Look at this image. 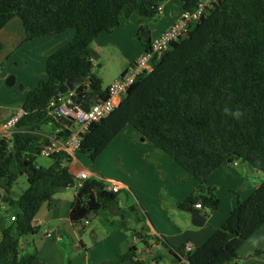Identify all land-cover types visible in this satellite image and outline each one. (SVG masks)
<instances>
[{
  "label": "trees",
  "instance_id": "16d2710c",
  "mask_svg": "<svg viewBox=\"0 0 264 264\" xmlns=\"http://www.w3.org/2000/svg\"><path fill=\"white\" fill-rule=\"evenodd\" d=\"M164 1L0 0V29L17 17L25 41L75 31L70 41L45 56L46 77L24 92L20 103L24 113L8 137L0 136V193L19 210L10 225L0 222V264H45L35 252L20 254V239L36 233L33 219L55 190L73 184L58 156L49 166L36 163L52 135L44 134L43 128L63 129L58 135L65 137L72 126L73 118L49 108V101L68 81L75 82L69 107L90 106L106 98L107 89L93 71L87 48L100 32L118 26L122 15L136 13L144 30L143 20L153 19ZM179 1L181 10H193L198 2ZM135 38L149 47L150 38L139 34ZM151 63L152 70L136 79L119 105L83 134L78 154L93 163L131 125L198 180L196 191L178 206L185 211H192L197 202L209 211L218 208L219 199L206 181L222 164L240 161L260 170L263 178L253 194L246 200L235 194L229 216L201 245L176 248L157 237L176 260L227 264L240 258L239 247L264 224V0H219L183 39ZM20 175L26 176L28 186L14 199L12 186ZM112 208L124 216L117 193L88 178L74 192L70 221L80 223ZM128 212L136 221L142 219L135 208ZM111 224L126 228L124 219ZM136 253L131 246L120 259L145 264ZM249 256L264 258V249Z\"/></svg>",
  "mask_w": 264,
  "mask_h": 264
},
{
  "label": "crops",
  "instance_id": "0c3cea01",
  "mask_svg": "<svg viewBox=\"0 0 264 264\" xmlns=\"http://www.w3.org/2000/svg\"><path fill=\"white\" fill-rule=\"evenodd\" d=\"M161 5L162 10L144 29L150 32V39L168 28L181 11L179 0H165ZM120 23L111 31L100 32L86 50L95 73L105 64L113 63L116 66V74L106 82V89L145 50L143 43L135 38L142 25L139 16L132 13L125 20L120 18ZM74 33V29H67L56 35L25 41L20 19L12 18L0 29V72L6 70L5 74H14L9 68H14L13 65L21 67L23 63L28 64L25 69L36 72L34 64L43 65L45 56L70 41ZM3 62L5 65L1 66ZM104 73L100 71L99 74L105 77ZM23 80L31 90L37 84L38 76L30 72ZM20 96L18 109L24 92ZM59 111L63 112L61 109ZM14 113L0 112V123ZM72 126L67 129L71 131ZM0 136L6 135L0 131ZM76 157L77 162L72 164H76L80 170L104 179L117 180L127 186V189L118 191L126 194L124 206L118 200V207L125 210V217L112 208L92 215L86 225L73 223L69 211L75 190L72 187L57 188L51 200L40 207L33 219L36 233L20 239V254L35 252L45 264H66L68 261L70 264H131L122 261L120 255L134 246L136 259L145 264H187L183 259L176 260L157 237L176 248L201 245L227 219L235 194L241 200H246L263 178L260 170L246 162H226L215 169L206 181V186L219 199L218 208L206 213L204 208L193 206L192 211H185L178 206L196 191L198 180L149 140H141V135L131 125H127L93 163L85 154L79 153ZM46 162L47 166L52 163ZM3 207L1 202L0 208ZM132 207L142 218L140 221H136L128 212ZM18 211L6 214L7 222L11 224L10 217ZM194 211L205 216L201 226L191 223V213ZM122 219L125 229L111 224V221L118 223ZM10 224L4 223L3 226ZM47 233H51V236H47ZM133 236L137 239L133 240ZM262 249L264 224L239 247L240 258L227 264L243 259L253 264H264L263 257L249 256L253 251Z\"/></svg>",
  "mask_w": 264,
  "mask_h": 264
},
{
  "label": "built area",
  "instance_id": "2783aa9c",
  "mask_svg": "<svg viewBox=\"0 0 264 264\" xmlns=\"http://www.w3.org/2000/svg\"><path fill=\"white\" fill-rule=\"evenodd\" d=\"M218 1L198 0L193 10H181L173 23L158 35L152 37L149 47L116 80L108 85L107 97L93 102L88 106L87 112L80 109L79 106H75L74 108L69 107L73 90H67L64 93L59 92L49 101V108L58 112L61 109L63 114L73 118L78 123L76 129L72 128L70 134L65 137L59 136V129H55L52 135L48 137V141L41 147L38 155L43 158H50L51 160L57 156L59 157L60 165L67 167L68 172L73 176V184L67 187H72L76 190L84 180L94 178L103 183L105 191L117 193L122 188L127 189L126 185L117 180L104 179L92 172L80 170L76 164H72L77 162L76 155L80 149L81 137L92 124L108 116L119 105L128 88L134 84L139 76L152 70L151 61L154 57H160L172 47L173 43L183 39L189 32L190 26L199 21ZM161 10L162 5L160 3L157 6V12ZM23 113L24 111L19 108L14 114L3 120L0 123V131L9 136L18 118ZM194 207L198 209L204 208L206 212L209 211L200 202L195 203ZM14 218V216H11L10 220L12 221ZM80 223L86 225L89 223V219L85 218ZM47 236L50 237L51 233H47ZM132 239L136 240L137 237L133 236ZM187 249L191 248L188 246Z\"/></svg>",
  "mask_w": 264,
  "mask_h": 264
},
{
  "label": "rangeland",
  "instance_id": "374dc122",
  "mask_svg": "<svg viewBox=\"0 0 264 264\" xmlns=\"http://www.w3.org/2000/svg\"><path fill=\"white\" fill-rule=\"evenodd\" d=\"M135 15V14H134ZM121 20H125L127 17L122 15ZM152 20V19H151ZM150 20H143V24H145L144 27L147 26L148 22ZM121 24V23H120ZM119 24V25H120ZM145 29V28H144ZM140 35V31L138 32ZM5 62L1 64V66H4ZM28 64H22L21 67H16L13 65L14 68H9V71H12L14 74H5L4 72H0V112H5L7 114H11L13 111L16 112L18 110V103L21 101V94L25 91H28V86L23 82L27 75L31 72V75H36L38 76V80L40 78H45L46 73H45V60L43 61V65L40 66V64L35 63L34 67L36 68V72H32L29 69H25ZM97 73L99 74L100 71H104L105 77H101L102 80V88L106 87V82L111 79L115 74H116V66L113 63H108L105 64L102 68H97ZM12 76L13 78L16 77V80L11 84V85H6L5 80L9 77ZM19 77V78H18ZM38 82V81H37ZM36 82V83H37ZM36 85V84H35ZM34 85V87H35ZM33 87V88H34ZM31 88V89H33ZM30 90V89H29ZM72 128L76 129L78 123L76 120L72 121ZM44 134H52L53 131L51 130L50 127H44L43 128ZM46 161H52L50 158H43L40 156H37L36 163L40 164L42 166H47ZM28 186L27 179L25 175H20L14 185L12 186V192H11V197L16 199L19 194L25 190ZM3 208H0V222H2V225L4 223H9L7 222L6 219V214L8 213H15L18 208L16 205H11L9 203H3ZM128 217V216H127ZM11 221V220H10ZM12 223V222H11ZM138 246H141V244H138ZM253 258L257 256H252ZM260 257V256H259ZM262 258V257H260ZM230 264H253L252 261L243 259L241 261H236L232 262Z\"/></svg>",
  "mask_w": 264,
  "mask_h": 264
},
{
  "label": "water",
  "instance_id": "95a60500",
  "mask_svg": "<svg viewBox=\"0 0 264 264\" xmlns=\"http://www.w3.org/2000/svg\"><path fill=\"white\" fill-rule=\"evenodd\" d=\"M140 36L142 38H149L150 36V32L146 31V30H140ZM14 81V78L12 76H9L6 80H5V84L6 85H11ZM75 82L74 81H68L66 84H64L63 86L60 87L59 92L60 93H64L67 90H73ZM80 109H82L83 111L87 112L88 111V106H79ZM144 137L141 136V140H143ZM102 189L100 187L97 188V192L101 191ZM117 199L120 201L121 206L125 205V201H126V194L124 191H120L117 193ZM0 200L3 203L7 202V199L5 196H2L0 193ZM92 215H90L91 217ZM205 221V216L202 215L199 211H194L191 213V223L194 226H201Z\"/></svg>",
  "mask_w": 264,
  "mask_h": 264
}]
</instances>
